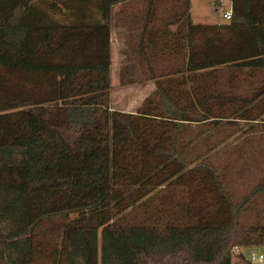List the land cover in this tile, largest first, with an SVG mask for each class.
<instances>
[{"label": "trees", "instance_id": "obj_1", "mask_svg": "<svg viewBox=\"0 0 264 264\" xmlns=\"http://www.w3.org/2000/svg\"><path fill=\"white\" fill-rule=\"evenodd\" d=\"M130 1L0 0V264H230L234 247H264V228L239 225L264 176L236 204L184 140L189 123L264 115V90L247 101L198 86L223 70L264 75V0H227L224 25L193 24L190 0H143L154 93L127 114L111 108L110 38L112 8ZM191 187L177 213L123 224L155 191ZM56 220L55 236L39 234Z\"/></svg>", "mask_w": 264, "mask_h": 264}, {"label": "rangeland", "instance_id": "obj_2", "mask_svg": "<svg viewBox=\"0 0 264 264\" xmlns=\"http://www.w3.org/2000/svg\"><path fill=\"white\" fill-rule=\"evenodd\" d=\"M215 1L190 0V16L193 24L224 25L227 23L222 16L228 10V5L217 7ZM117 7L112 8L111 22L114 21L113 13ZM126 13H131L132 19L118 26H122L120 30L124 38L127 41L129 38V45L126 48V54L116 53L118 48L112 53L110 102L111 108L115 111L132 114L147 97L154 93V88L150 81L145 80L146 75L142 64L137 62V48L134 46L133 39L136 38L134 33L138 34V29L140 30L144 13L143 0L128 3L124 8V14ZM153 66L158 74L179 70L177 63L172 65L155 63ZM206 83L220 85L219 90L224 93L226 90L225 95L231 94L240 100L248 101L264 90V75L223 70L198 80L200 87ZM255 106L256 112H259L258 108L264 109V95L256 101ZM229 109L230 106L227 110ZM223 112L230 113V111ZM256 120L245 122L223 118L218 122L189 123L185 128L184 140L195 141L192 147L194 153L203 154V158H210L221 176L223 185L236 204L247 196L264 176V115ZM216 123L217 126H215ZM197 192L196 187L187 188L186 191L159 189L149 196L145 204L129 209L122 217L123 224H140L168 210L175 214L178 211L175 204L180 203L181 200L184 202L188 193L196 197ZM205 210L208 216L213 215L215 211L210 207ZM59 225L60 222L57 220L46 223L40 228L39 234L51 238L56 235ZM239 225L242 230L251 227L264 228V194L251 199L239 217Z\"/></svg>", "mask_w": 264, "mask_h": 264}, {"label": "crops", "instance_id": "obj_3", "mask_svg": "<svg viewBox=\"0 0 264 264\" xmlns=\"http://www.w3.org/2000/svg\"><path fill=\"white\" fill-rule=\"evenodd\" d=\"M132 1H135V0H132ZM132 1H130V2H132ZM230 1L232 2V0H230ZM130 2H127L126 4L121 5V6L119 5L113 13L114 21L112 20V22H111V38H110V40H111V69H112V64H113L112 63V53H114L115 50H117V48H118V51L116 53L121 54V55L126 54V48L129 45V38H128V41L124 38V35L121 34L122 31L120 30L122 28V26H120V25L118 26V24H121L123 22L124 23L130 22V20L132 19L131 13L124 14L125 6ZM143 5H144V13H143L142 19H141L140 30L138 29V34L134 33V35H136V38H133L134 39V46H136V48H137V55H138V61L137 62L142 64L141 65L142 67H143V59L140 57V53H139V40H140L141 31H142V27L144 25L145 16H146V3L144 1H143ZM116 26H118V27L116 28ZM135 30H137V29H135ZM143 70H144V68H143ZM111 80H112V72H111ZM145 80L150 81L148 75L145 76ZM150 82L153 86L152 81H150Z\"/></svg>", "mask_w": 264, "mask_h": 264}, {"label": "built area", "instance_id": "obj_4", "mask_svg": "<svg viewBox=\"0 0 264 264\" xmlns=\"http://www.w3.org/2000/svg\"><path fill=\"white\" fill-rule=\"evenodd\" d=\"M227 4L228 10L223 14V19L228 21L231 16L230 2L220 0V5ZM233 258L230 264H264V247H234L232 250Z\"/></svg>", "mask_w": 264, "mask_h": 264}]
</instances>
